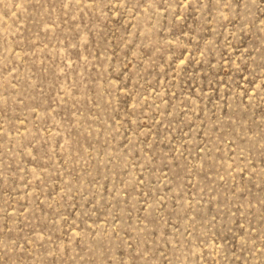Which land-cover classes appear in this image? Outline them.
<instances>
[{
  "label": "rangeland",
  "instance_id": "obj_1",
  "mask_svg": "<svg viewBox=\"0 0 264 264\" xmlns=\"http://www.w3.org/2000/svg\"><path fill=\"white\" fill-rule=\"evenodd\" d=\"M0 264H264V0H0Z\"/></svg>",
  "mask_w": 264,
  "mask_h": 264
}]
</instances>
